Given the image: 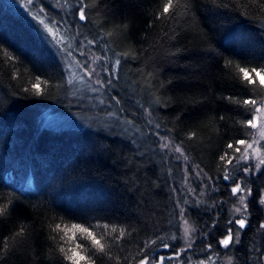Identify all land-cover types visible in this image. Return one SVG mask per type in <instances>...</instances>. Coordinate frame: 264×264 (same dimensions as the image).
Segmentation results:
<instances>
[{"label": "trees", "instance_id": "1", "mask_svg": "<svg viewBox=\"0 0 264 264\" xmlns=\"http://www.w3.org/2000/svg\"><path fill=\"white\" fill-rule=\"evenodd\" d=\"M85 2L80 21L81 0H0V237L15 249L5 264H68L60 247L69 241L55 225L99 236L104 223L111 259L75 233L96 264H136L144 254L148 264L160 256L164 264H264V167L226 148L254 135L245 123L256 113L243 99L260 105L264 89L258 78L245 87L239 69L264 67V0H179L174 20L162 14L166 0ZM40 20L96 59L97 106L75 93ZM45 115L69 122L48 126ZM225 151L236 158L227 168ZM193 168L208 178L203 196ZM226 173L252 191L248 226H231L239 238L228 247L219 244L235 206ZM182 218L193 230L188 247ZM21 226L25 235L14 237ZM120 228L124 238L110 246Z\"/></svg>", "mask_w": 264, "mask_h": 264}, {"label": "snow or ice", "instance_id": "2", "mask_svg": "<svg viewBox=\"0 0 264 264\" xmlns=\"http://www.w3.org/2000/svg\"><path fill=\"white\" fill-rule=\"evenodd\" d=\"M253 2H256V0H253ZM179 3V0H166L165 3H163L162 6V14L163 16L167 17L168 19L174 20L177 15V9H176V4ZM81 5L80 7L77 8L78 16L80 21H86L87 16H86V8L87 4L85 0H81ZM160 17H157L159 19ZM39 23L44 26V31L50 35L53 36L54 38L57 36V33L53 31L52 27H49L48 24H45L43 20H40ZM51 23V21H49ZM91 43V41H89ZM7 56V54H6ZM7 59H13L11 56H7ZM120 61L117 60L116 64L119 65ZM228 64H231V61L228 62ZM85 68L88 67L87 64L84 65ZM240 73L242 74V80L241 83L245 86H256L257 85V78L259 82V86L261 89H264V67H259V68H245L241 67L239 69ZM87 74V73H85ZM109 74L110 76L112 75L111 69H109ZM113 82L112 79H109L107 81L108 84H111ZM101 87L104 86V82L98 81ZM35 87V86H34ZM37 92H39V88L36 89ZM115 99V97H113ZM226 99L233 100L235 102V98L233 97H226ZM117 103L119 101L117 100ZM260 104H264V93H260ZM243 105L250 106L249 112H254L256 114H259L262 112L261 106L258 104V100L255 97L252 98H244L243 99ZM223 119V117H221ZM246 127L250 128H256L257 127V119L256 116H251L246 120L245 123ZM192 136H189V139H191ZM264 138V137H262ZM259 143L256 140H253L252 142H248L243 138H237L234 143H228L226 148L232 150L235 153H240V159H242L244 162H247L251 155H258L259 154V149L254 148V144ZM168 144L164 143L162 147L168 148ZM261 148H264V145L260 146ZM251 150V152H250ZM175 151L177 153H180L181 155H184L182 149L180 147H176ZM220 161L224 164V166L227 168L229 165H233L235 157L231 156L227 151L223 155L220 156ZM239 161H237L238 163ZM261 165H264V159L260 160L259 162ZM233 170H235V166H233ZM244 172L247 174L250 171V165H247L244 167ZM224 181H231V183L234 185L231 187V193L233 196H237L238 199H242L243 193L247 192L248 196L252 195L251 189H246L242 184L236 183L235 180L228 175L227 173L223 176ZM259 203L261 205H264V195H260L259 197ZM243 210V212L247 213V204L243 203L242 199V209L237 208L235 211L237 213V217L235 219H230L228 221L229 223V229L226 234V236L219 241V244L224 247H228L232 241H233V234H232V225L238 226L237 228V233H239V230H243L248 226V220L247 217H241L240 213ZM6 212V208H0V217H3ZM97 227H101V224L99 221H97L96 224ZM102 227L105 229V232L101 235H97L94 231L89 230L87 227L80 226L78 224H73L71 225L70 229L67 228H62L60 224H56L55 228L52 229V231L57 232H64V236L61 237L62 240H64L66 237L69 241V244L67 247L61 246L60 247V252L63 254V259L64 261H67L68 264H96L95 260L93 259L92 256L87 254V250L84 245L78 242L77 237L75 233H81L85 234L86 237L89 239L90 244L92 248H95L96 251L100 253H104L105 255L108 256L109 259H111V253L106 252V245L104 242L105 236H108V229L110 227L109 224L104 223ZM261 229H264V223H261L259 226ZM25 228L21 226L14 234L13 236H19L23 237L25 235ZM126 229L120 228L119 229V234L115 235L111 238L109 241L110 246H118L120 245V241L124 238ZM72 232V236H68V233ZM117 232V226H111V233H116ZM131 235V233H128ZM83 238V237H81ZM238 235H237V241H238ZM154 242V241H153ZM163 247L165 249L170 248L169 244H164ZM209 248H211V245H209ZM15 251L14 248L9 247V238L7 237H0V264H5L8 255ZM143 251V249L141 250ZM179 253H176L172 257H167V259H175L179 256ZM155 264H164L165 257L160 256L158 260H156V257L152 258ZM119 264V261L117 262ZM136 264H148V256L147 254L141 255L140 259L137 260Z\"/></svg>", "mask_w": 264, "mask_h": 264}, {"label": "rangeland", "instance_id": "3", "mask_svg": "<svg viewBox=\"0 0 264 264\" xmlns=\"http://www.w3.org/2000/svg\"><path fill=\"white\" fill-rule=\"evenodd\" d=\"M48 26L52 27L53 31L57 33V36L55 37L56 40L54 41L55 44L61 49L60 53L62 54L63 63L65 64L66 67V74H68V79L72 83L75 93L79 97H83L85 100H90L88 101V104H90L91 106L92 105L97 106L99 100L92 99L97 97V93L99 91L98 88L93 85V82L96 80L97 77L96 74L98 73L97 70L93 71V63H95L94 61L96 59L92 58L91 56L84 55V53L81 52L82 46L80 44L79 45L77 44V47L76 46L72 47L71 46L72 41L67 42L63 33L59 32L58 29H56L50 24H48ZM50 38L54 39L53 36H50ZM85 64L88 65L87 68L84 67ZM104 69H105L104 65H101V67H99V72L101 71L103 72ZM260 106L262 108V112L254 115L256 116L257 119V127L252 128L254 129V135L250 141L252 142L253 140H256L259 142L257 144H254V148L259 149V154L251 155L250 159L248 160L251 163V165L254 167L253 170H257V171L261 170L264 167V165H261L259 163L260 160L264 159V148L260 147L261 145H264V138H262L264 137V104H260ZM44 118H45V124H47L48 126L51 125L53 127H58V128L64 126V124L69 122L64 117L56 118L51 116L49 117V115H45ZM241 161L244 162L242 159ZM183 162H184L183 164H185V161ZM191 173L194 175V177L197 178L196 179V184L198 185L197 188L198 189L201 188L199 194L203 196V189L204 187H206L204 181L208 180V178L204 174L199 173V171L196 170V168H193ZM260 195H264V184L259 189V197ZM234 198H235V206L230 210V216L232 219H235L237 217V213L235 210L237 208L242 209V199H243V203H245L247 198H249V196L247 195V192H245L243 193L242 199H238L237 196H234ZM262 207L264 209V205H262ZM240 215L241 217H243V215L246 216V213L243 212L242 210ZM179 227L181 229V239H183V245L188 247L192 241L193 230L190 227L189 223L186 221V219L183 218L182 220H180ZM236 239L237 238L233 239L232 243H234ZM222 264H230V260L227 259V261L222 262Z\"/></svg>", "mask_w": 264, "mask_h": 264}]
</instances>
